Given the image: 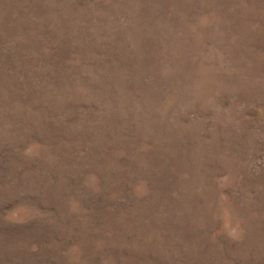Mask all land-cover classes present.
I'll use <instances>...</instances> for the list:
<instances>
[{"label":"rangeland","instance_id":"1","mask_svg":"<svg viewBox=\"0 0 264 264\" xmlns=\"http://www.w3.org/2000/svg\"><path fill=\"white\" fill-rule=\"evenodd\" d=\"M0 264H264V0H0Z\"/></svg>","mask_w":264,"mask_h":264}]
</instances>
